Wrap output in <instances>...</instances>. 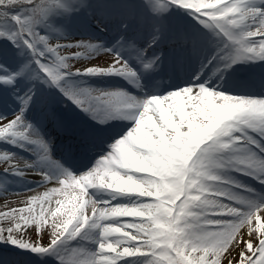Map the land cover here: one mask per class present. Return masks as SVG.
Listing matches in <instances>:
<instances>
[{
    "label": "snow or ice",
    "instance_id": "1",
    "mask_svg": "<svg viewBox=\"0 0 264 264\" xmlns=\"http://www.w3.org/2000/svg\"><path fill=\"white\" fill-rule=\"evenodd\" d=\"M93 24L107 42L68 34ZM0 40V145L30 157L0 147V244L37 264H264V0H0ZM46 123L91 167L54 159ZM11 178L44 192L14 205L33 189Z\"/></svg>",
    "mask_w": 264,
    "mask_h": 264
},
{
    "label": "rangeland",
    "instance_id": "2",
    "mask_svg": "<svg viewBox=\"0 0 264 264\" xmlns=\"http://www.w3.org/2000/svg\"><path fill=\"white\" fill-rule=\"evenodd\" d=\"M177 15L179 16L180 19L186 21V23L189 27L195 28V25L191 21V18L183 17L181 14H177ZM190 23H193V24L191 25ZM68 34L73 39H85V38H88L89 36H93L97 40L104 41V42H107V39H108L107 33L99 32L98 30H96L95 24H93L91 26V30H89L87 28H81L79 26L69 27ZM6 46L10 47L7 45L6 41L0 40V51H2ZM91 83L97 87H118V88H125L130 92L135 91L134 88H132L130 85H128L124 81L120 80L119 78H105L104 80L94 79L93 81H91ZM210 90H213V89H210ZM56 106L62 112V114L65 116V119L68 122V124H70V126H72L75 123L74 118L79 117V115L82 113L78 108L75 107V105H73L70 102L65 101L63 99H57ZM14 110H15L14 106L8 107V108H0V111H3V112L8 113V114L13 112ZM34 114L35 113H33V117H34ZM77 120H78V118H77ZM92 122H94V121H92ZM49 125L50 124L46 123L44 127H47ZM127 130H130V128L126 129L125 131H127ZM44 133L46 135V138L51 140L53 158L60 161L58 156L55 153V150H54V147H55L54 144L57 143L55 138H54V136H55L54 132L51 135L47 132H44ZM0 147L7 148L9 151L14 152L19 156L30 159V157L28 156V153H26V152H20L18 149L9 148L7 145H0ZM84 156H85L84 154L80 153V154L76 155V158H80V157H84ZM86 162L88 163V160H86ZM87 163H82V166H77V168L83 169V165L87 164ZM93 163H94V161L91 160L88 163L89 167H91V165ZM83 170H85V169H83ZM83 170H81V171H83ZM77 174H79V173H77ZM236 178H239V180L244 179V178H241L239 176H236ZM37 179L38 178H31V182H29V180H21L18 178H11V183L9 185L10 191L22 192V191H26L28 189H33V191L25 192L23 195H20V196H9L8 199L15 205V204H18L23 199H25L27 196L42 194L44 192V189L43 188H36L37 187V183H36ZM245 184L247 185V183H245ZM0 210H3V209L0 208ZM122 219H130V218H122ZM15 249L19 250L18 248H15ZM14 252H16V251H14V247H12L11 245L0 244V264H26L24 258L23 259L20 258V255H21L20 252H16L15 255H14ZM17 254H18V256H16ZM26 255H28V254H26ZM48 261L49 260L47 259L46 264H50ZM30 264H37L35 257L32 256V262ZM53 264H55V263H53Z\"/></svg>",
    "mask_w": 264,
    "mask_h": 264
},
{
    "label": "bare ground",
    "instance_id": "3",
    "mask_svg": "<svg viewBox=\"0 0 264 264\" xmlns=\"http://www.w3.org/2000/svg\"><path fill=\"white\" fill-rule=\"evenodd\" d=\"M50 129H53V126H51ZM54 129H55V128H54Z\"/></svg>",
    "mask_w": 264,
    "mask_h": 264
}]
</instances>
